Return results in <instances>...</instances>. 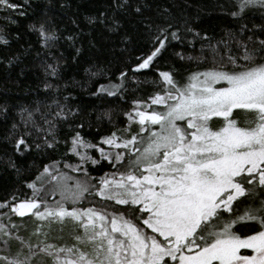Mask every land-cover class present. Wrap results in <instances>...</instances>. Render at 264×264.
<instances>
[{
  "label": "trees",
  "instance_id": "trees-1",
  "mask_svg": "<svg viewBox=\"0 0 264 264\" xmlns=\"http://www.w3.org/2000/svg\"><path fill=\"white\" fill-rule=\"evenodd\" d=\"M247 1L0 0V214L16 216L15 205L39 199L42 209H91L142 227L146 210L99 194L104 178L139 172L133 160L146 135L131 127V114L162 110L152 101L180 94L201 72L264 65V10ZM129 131L133 149L124 143ZM106 140L122 142L121 154L101 156ZM47 170L69 191L46 179L37 193L33 184ZM236 180L243 193L203 220L183 247L207 246L225 230L242 237L264 230V179ZM12 249L0 226V264H15L3 258ZM21 249L20 264L51 258L28 261L32 250Z\"/></svg>",
  "mask_w": 264,
  "mask_h": 264
},
{
  "label": "rangeland",
  "instance_id": "rangeland-1",
  "mask_svg": "<svg viewBox=\"0 0 264 264\" xmlns=\"http://www.w3.org/2000/svg\"><path fill=\"white\" fill-rule=\"evenodd\" d=\"M245 6L264 10V0ZM159 51L137 69L148 67ZM162 77L171 82L170 73ZM152 103L162 110L131 114V127L146 135L133 160L139 172L106 177L99 189L104 198L146 210L145 226L91 209H42L39 199L22 201L14 207L16 216L8 210L0 214L13 247L3 255L6 261L20 264L25 246L32 250L28 261L42 253L51 256L47 264H264V230L247 237L225 230L202 248L182 246L203 220L229 209L243 193L238 176L264 179V65L237 74L201 72L180 94ZM129 132L124 143L133 149L136 134ZM122 148V142L106 140L98 152L109 157ZM46 179L69 191L47 170L33 184L37 193Z\"/></svg>",
  "mask_w": 264,
  "mask_h": 264
}]
</instances>
